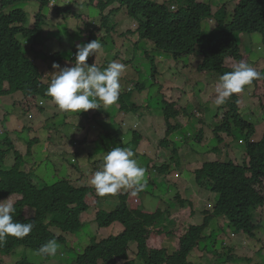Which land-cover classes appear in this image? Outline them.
<instances>
[{
  "label": "trees",
  "instance_id": "trees-1",
  "mask_svg": "<svg viewBox=\"0 0 264 264\" xmlns=\"http://www.w3.org/2000/svg\"><path fill=\"white\" fill-rule=\"evenodd\" d=\"M117 4L119 7H114ZM24 5L25 3L21 0H0V102L1 99L7 96L24 93L27 96V104L23 106V115L29 116L33 111L36 114L45 115L47 109L40 107L37 98L43 99L48 109L51 107L53 109L56 105L46 95L47 86L36 82L32 79V75L36 70L35 59L38 55L37 45H39L37 40L45 35V26L48 23V18L42 15V11L48 5V0H40L42 9L33 20L29 17V14L24 12ZM87 6L101 10L102 22L100 28L107 29L108 33L117 30L118 26V23H115L110 27V22H108L110 14L126 10L125 15H129L137 24L138 28L135 27V29L139 37L154 41L158 49L162 51H167V47H170L180 50L184 55H189L195 51L197 43L200 46H205V48H210L212 52H215V56L206 65L214 72L221 74L224 72L226 55L233 47L237 46L238 41L232 40L233 35L254 33L264 35V0H242L240 8L235 11L231 20H229L225 8L218 12L216 15L218 27L227 32H223V37L218 41L212 39L211 34L202 29L203 22L209 21L210 23V20L215 18L213 6L208 3L202 4L196 3L195 0H184L176 10H171L167 3L162 0H88ZM108 10H110L108 14H105ZM54 14L56 16L71 14L70 16L74 19L80 17L77 12L74 13L73 9L56 8ZM63 19H67V17ZM112 21L114 22L115 19ZM129 31L132 30L129 29ZM31 39H36L35 44L26 45L30 43ZM64 41V38L60 37L57 44L52 45L58 57L70 55L67 49L70 46ZM47 43H50V41L47 40ZM27 46H29V51L26 49ZM86 63L89 64L88 61ZM176 65V70H172L178 73V77L186 76L187 65L183 64L181 59L176 60ZM162 106L165 108L163 117L151 116L149 117L150 122L143 117H136V119L131 120L130 114L125 112H113L112 115H109L110 123L105 125V128L109 129L100 132L99 138L102 145L109 141L113 147L129 148L134 154L135 152L138 154V150L142 147L141 144L144 142L148 144L149 142L138 131L137 125L151 123L155 127L157 123L154 120L159 119L160 124L165 123L169 131L181 129L186 139L191 140L193 143H202V139H206L207 143H202L201 149L209 148L212 145L214 146L212 153H215L218 157L223 144L219 129L213 132L193 134L190 129L182 128V125L176 121L178 116L181 115L178 107L174 105L176 108H172L165 102L162 103ZM233 107L235 106L230 105L228 108H220V110L224 115L228 113L227 110H231L227 114L229 135L235 134V139L237 141L241 140L245 144L244 154H240L239 149H235V152H237L235 160L240 164L247 154L245 159L251 160L252 170L248 171L241 166L236 167L233 162L229 165L212 163L203 166L201 171L197 173L198 185L203 187L205 186L203 183L210 182L213 186L212 192L218 195V201L211 209L208 207L207 210L202 211L203 221L197 222L196 219L200 216L197 217L196 213L191 212L194 225L191 226L189 233L181 237V249L172 257H168L165 251L150 250L151 243L148 245L150 236L151 239L156 240L159 234L150 232L149 228L152 226L156 229L176 227L177 222L171 220L170 215L180 212L187 205L189 206V203L193 206L194 201L191 197H181L180 200L183 205L180 207L172 203L170 206L166 205L164 209H159L158 206L149 208L147 207L148 204L144 203V199L140 198L138 200L142 208L148 209L141 211L140 209L134 210L136 196H132L130 191L127 190L123 196H119L120 206L118 209L110 211L109 207L105 206L103 199L96 196L95 190L90 184L92 175L89 171L80 170V173L85 175L86 183L54 180L51 176L54 175L55 170H52L53 174L50 176L43 175L44 181L40 178H36L35 181L34 175L30 176L22 171L24 158L16 149L20 145L27 144L20 135L29 127L24 126L21 119L18 123L16 117H1L0 131L4 130L6 136L0 143V200H5L10 195L12 198L13 196L22 198L15 205L14 220L21 223L33 222L35 226L32 232L25 237L30 238V240L19 241L20 239L8 237L6 244L0 247V256L1 254L10 253L18 246H27V243L30 242L37 251L41 245L53 239V229L61 235L62 233L76 235L87 227L86 222H83V217H90L95 212V218L91 222L96 223L100 228L107 229L109 237L99 242L90 239L83 255L78 258L76 264H120L121 262H127L126 264H165L169 261L168 258L178 255H180V258L170 260L169 264H194L196 262H190L188 258L194 250L200 252L199 249H196L200 242L202 245H209L212 240L207 235L209 229H211V232L217 230L218 236L216 239L221 247L224 240H219L220 232L227 234V231L231 230L235 234H242L250 240L252 242L251 249L254 250L256 248L255 242H257L261 230H263L262 234L264 235V223L262 221L256 222L260 216V209L264 207V192L255 189L261 166H264V125L254 127V125L243 120L236 108ZM0 109L2 108L0 107ZM97 111L98 113L94 115L93 119L100 114L101 110ZM58 112L57 108L55 113ZM50 121L46 125L38 124L37 127H33L37 135L29 141L30 155L34 146L44 141V136L48 140H57L59 145L66 147L72 146L69 143L87 142L88 137L83 134L84 129L78 128L76 134L68 138L63 133V126L65 125L56 126ZM52 126L57 130L56 135L53 137L50 135L51 130L54 129ZM114 127L118 130L112 136L111 128ZM88 132H92V130L88 129ZM131 132L133 133L132 141L124 145L122 140L124 135L127 137ZM188 134L194 135V138L190 139ZM260 135H263V137L257 143L256 139ZM250 140L256 141L252 143ZM165 141L166 139L157 150L158 154L154 161L152 155H148L147 158L150 162L147 163V170L164 171L165 168H158V165L164 163L165 158L167 159L169 141H166V143ZM218 141L219 145L217 144ZM227 149V155L234 151L233 147H227ZM140 157H136V160L143 167ZM9 161L12 168H4L5 163ZM248 172L253 175L252 179L246 177ZM38 173H40L39 167L35 168L32 174ZM146 175L148 176V172ZM49 180L52 182H49ZM259 182L262 184V180ZM31 209L35 211L33 217H31ZM114 222H120L126 227L118 236H115L117 230L114 228ZM186 223L188 224V222ZM170 232L172 236L175 235L174 238L177 237V230H170ZM203 235H206V237H203ZM59 240L62 242L61 236H59ZM130 250H133L137 259L128 262L130 260ZM218 251L219 249L216 250L217 253ZM148 252L151 255H148ZM236 253V250L225 251V254L221 257L223 259L220 261L221 264L232 263L235 258L228 259L226 256L235 257ZM261 253L264 256V249ZM242 263L248 264L246 261H242ZM18 264L35 263L23 259Z\"/></svg>",
  "mask_w": 264,
  "mask_h": 264
},
{
  "label": "clouds",
  "instance_id": "clouds-1",
  "mask_svg": "<svg viewBox=\"0 0 264 264\" xmlns=\"http://www.w3.org/2000/svg\"><path fill=\"white\" fill-rule=\"evenodd\" d=\"M24 1H38L40 4V0H24ZM66 1H71L67 5ZM84 1V0H82ZM88 1V0H87ZM87 1L86 6L79 7L76 5L80 4L79 0H48L47 7L42 11V15L46 16V13L44 11H48V9H53L51 11L50 16H54L51 18H72L69 14L67 16L65 15H58L56 16L54 14V11L56 8H63V9H73L74 13L77 12L78 15H80V11H83L82 9L84 7H87ZM165 3H167V6L170 7L171 10H176L179 8V5H181L184 0H162ZM196 3H202L206 4L205 2H198V0H195ZM235 0L228 1L226 5H221V8L218 12H220L223 8L226 9V7H229V5H232V3ZM238 2L234 12L229 15V20L232 19V16L234 15L235 11L240 8L242 0H236ZM214 8V7H213ZM217 8V7H215ZM40 9H42V6L40 5ZM101 11V10H100ZM110 10H108L109 12ZM25 12V11H24ZM107 12V14H108ZM120 12V11H119ZM119 12H113L115 14H110L109 21L110 27H112V20L117 18V15ZM214 14V9H213ZM218 14V13H217ZM214 14L215 18L210 20V24L215 28V30H221L222 32L227 33L224 29H220L218 27V23L216 20V15ZM87 16L90 19V17L86 14H84V17ZM47 17V16H46ZM86 17V18H87ZM77 18L79 21H86L84 18L80 19ZM87 18V19H88ZM101 20L102 16L100 13V26H101ZM92 21V20H91ZM79 27V23H78ZM91 27V26H89ZM109 27V28H110ZM86 31H88V26L86 25V28L81 30H76V32L80 34H85ZM104 32V36H99L98 33ZM47 34V30L45 32V35ZM114 34V35H113ZM254 34H260V33H254ZM44 35V36H45ZM87 36L85 37L88 39V41H85V39L76 36V51H74L71 48H67L70 52L69 56H63L58 57L56 51L54 52L52 45H56L59 41L60 37L64 38V43H66L65 37L60 34V32L56 33L50 40V43L44 42L40 45L41 50L37 53L35 63H36V70L33 72L32 79H34L36 82H38L41 85L47 86L46 89V95L49 96L52 100V102L56 105L59 112L65 119V122H67V113L71 112L73 115H79V116H88L87 111L88 110H94V115L98 113L97 110H101L100 114L96 118L93 119L94 115L92 117H89V120H94L93 122H89L88 125L84 128V133L88 140L86 144L89 141L90 136L92 133L97 132L101 129H99L96 125V122L98 120H105L101 124L105 127L108 123H110L109 115L113 112H125L130 114V118H145L147 120H150L149 117L151 116H157V117H163V113L165 108H163L162 103H167L170 107H176L179 108V112L181 113L180 116L176 119V121L182 125V128L188 129L187 127L183 126V122L181 120V116L185 115L186 117V110L184 111V108L181 107L179 99L181 95L185 94L188 95L193 92V88L195 87V83H205L207 84V89L209 87H212L215 85L214 92H215V98H214V104H210V108H206V113L203 112L202 109H199V113H196L195 118L201 122L205 123L206 126H210V130L207 128L200 130V132H213L214 130L219 129L220 136L223 138V144L220 148V152L225 151L226 154H228V148H234V151L228 155V158L230 159V162L227 163L226 161H222V164L229 165L231 162L235 164L236 167H239L243 164L249 165L250 169H247L248 171L252 170L251 167V160L250 159H244L240 164L237 163L235 160V155L237 152H235V149H239L238 152L245 151V144L240 140L237 141L235 139L234 135L230 134V129L228 126V119L227 114L231 111L230 109L227 110V114L224 115L222 112V117L216 119V115L213 116L210 112L217 108H228L230 105H234L236 110L238 111L239 116L248 122L249 124L254 125H264V54H262L260 45L256 46V48L252 51V53L247 52L245 49H243L242 46H240V41L237 40V46L233 47L232 50L226 55L224 60V72L223 74L214 72L210 69L206 64L207 62L212 59L215 56V53L211 56L206 55V48L205 46H200L198 43L195 45V51L190 53L189 55H184L180 50L178 49H172L170 47H167V51H162L158 49L157 44L154 41H151L149 39H142L139 37V35L134 33L133 31H128L127 33L123 32L120 33L117 30H114L110 33L107 32V29H101L100 27H95L93 30H91ZM246 34L240 35L242 38L241 42H243V36L245 37ZM253 35V34H249ZM262 35V34H261ZM44 36H41L39 38H43ZM264 39V35H262ZM38 38V39H39ZM234 37H232V40ZM106 39H109L112 43V49L111 51L105 50L104 46H106V42H104ZM36 42V39H31ZM30 43V44H35ZM38 42V40H37ZM37 45V46H39ZM46 45H48L46 47ZM144 45V52L145 56L150 58V54L154 51H158L157 57H153L151 60L152 67H153V74L155 76H158L157 79H153V85L155 89H157V95L160 97V111L156 114L153 113L151 110V107L147 104V101L149 99V91L146 87V85L142 82L140 79L141 73L137 69L136 66V56L141 51V46ZM54 52V53H53ZM165 56L169 60L167 63L168 70H174L176 69V60L181 59L182 60H189L190 64L187 65L186 73L187 75L184 76L185 78L189 79V85H183L182 87H175V83L178 82V80L181 77H176V75L173 76V74H168V71L164 73L158 72L157 69H154V67H159L158 65L161 63L159 60L162 59V57ZM74 61V63H72ZM86 61L89 62L86 63ZM172 61V62H171ZM192 63V64H191ZM48 70H51L54 72L50 78L46 76V72ZM166 74H168L166 76ZM212 74L210 77V81H208V77ZM166 77V79H165ZM45 79L47 81L45 82ZM174 82V84H173ZM17 94V93H16ZM15 94V95H16ZM23 97L19 101H14V107L11 109V111L3 112L1 117L4 116H13L19 120L21 119V122L24 123V126H29L24 122V118L22 116L24 105L27 104V96L24 93H20ZM148 94V96H147ZM13 96V95H12ZM175 96V97H174ZM141 98L142 103L138 101V99ZM230 98V100H229ZM38 99H41L40 97L37 98V103L40 104V107H45L47 111L49 110L46 106V102L40 103ZM197 99L200 101V96H197ZM229 100V103L227 104V101ZM54 107V110H57V108ZM174 107V108H176ZM52 108V107H51ZM196 108L198 109L199 106L196 105ZM5 110V109H3ZM22 110V112H21ZM61 111V112H60ZM258 111L261 113V118L257 121L256 124L251 122V118L255 117L254 112ZM36 112L33 111L27 118H33L32 114H35ZM129 116V115H128ZM45 115H43L44 119ZM103 118V119H102ZM136 124V120H135ZM134 124V125H135ZM67 125V124H66ZM133 125V126H134ZM162 128L164 130L165 137L159 141V145L163 143L164 139L166 141H169V148L173 146L175 142H173L170 137L172 134H174L177 131H180L181 129H177L176 131H169L168 128L165 126V123H162ZM188 125V124H187ZM186 125V126H187ZM132 126V128H133ZM139 125H137L138 127ZM78 128H76L77 131ZM88 129H91L92 132H88ZM109 128H107L108 130ZM194 129V128H193ZM118 129L111 128L112 136L115 135V132H117ZM63 133L66 135L65 131ZM76 132L72 135L74 136ZM100 133L98 134L97 138L95 139L94 151L93 153H96V158H98V151L105 149L106 154L103 156V162L98 163V169L95 170L91 176L90 184L95 190V193L98 197H106V196H115L116 194L123 192L122 195H124V192L127 190L130 191V194L132 196H136L135 202L136 206L134 210L140 209L141 211H145L148 209L142 208L140 205V202L138 199L143 198L144 203H147V207L150 205V200H148V197L150 196V191L154 188L155 182H161L163 177H165L167 174H170V181L175 186H178L179 181L182 180V175L177 173L176 171L180 167L179 155L182 153L184 157H188V160L184 162L186 171L192 176L196 183L197 188V195H194L191 197L193 201L196 200V197L200 199V204L202 201V193L207 188H213V186L210 184V182H205V186L200 187L197 182V173L201 171L203 166L209 165L215 162H201L199 161L200 155H198L197 151H192L189 147L186 148V153L184 151H181L179 148L174 146L173 149V155L174 158H171L169 163H164L158 165V168L163 167L165 168L163 172L159 171H150L147 170V163L150 162L148 155H152L153 161L156 158V155L158 154V149L160 146H158V149L151 148L149 151H145L138 155L136 152H134L129 148L124 147H113L110 142L108 141L105 145H102V141L99 138ZM67 136V135H66ZM70 136V137H72ZM81 136V135H80ZM190 137L191 135L188 134ZM144 137V136H143ZM263 137V135L259 136L256 140H250L252 143H255V141L258 143L259 140ZM127 137L124 135L123 142L124 145L128 144L130 141H126ZM148 140V139H147ZM132 141V140H131ZM165 141V143H166ZM181 141L185 142L184 139H181ZM191 141V140H190ZM149 142V141H148ZM201 143V142H199ZM73 145L74 148L79 149L78 144L75 143H69ZM51 146V144L49 143ZM145 145H149L145 144ZM53 146V145H52ZM227 146V147H226ZM59 147L55 148L56 150ZM70 147V146H68ZM139 151V150H138ZM56 153V151H53ZM213 152V151H212ZM212 152H207L210 155H214V157L217 159L216 154ZM77 155H79V151L75 152ZM74 153V154H75ZM219 154V153H218ZM33 155V152L32 154ZM136 157H140L141 163L143 165L140 166L138 161L136 160ZM203 160V159H201ZM221 163V162H219ZM101 164V165H100ZM85 170V169H84ZM89 172L90 170H93V167H89L87 169ZM82 171V170H81ZM148 172V176L146 173ZM152 172L153 176H157L160 178H149V173ZM247 178H253V175L251 172H248L246 175ZM264 166H261L259 179L256 182L255 189L257 191L264 192ZM262 180V184L261 181ZM49 182H52L49 180ZM192 183L190 182H183L180 185L179 192L175 195V197L171 200L170 203H163L158 205L159 209H164L166 205L170 206L172 203H176L177 200L181 204V197H187V191L190 189ZM213 191V190H212ZM140 193V195H139ZM214 193V192H213ZM215 194V193H214ZM217 195V194H215ZM151 197V196H150ZM218 197V195H217ZM18 202L22 199L19 197H14ZM119 198L117 197V201L119 202ZM152 199H156L157 201L160 199L159 197H153ZM218 201V199L215 201V203ZM17 202V203H18ZM16 201L12 199L11 195L5 199L0 200V247H3L8 237H14L16 239H20L19 241H27L30 240V238H25L28 236L33 228L34 223L33 222H27V223H21L16 220H14V212H15V204ZM120 206V203H119ZM155 206H151L149 208H154ZM209 208H212L213 205H208ZM131 208V206H130ZM129 208V209H130ZM189 209V206L187 207ZM184 208V209H186ZM118 209V208H117ZM114 209L113 211L117 210ZM132 209V208H131ZM130 209V210H131ZM182 209V210H184ZM133 210V211H134ZM181 210V211H182ZM31 217L35 215L34 209H31ZM180 211V212H181ZM178 212V213H180ZM187 215V214H186ZM137 217V216H135ZM120 223V222H119ZM121 225V228L114 227L115 230H117V234L115 236L120 235L125 229V225ZM189 224L186 223V221H183L180 225L179 230H177V226L171 228L170 230H177V237L174 238L175 235L172 236V233L169 229H156L150 227L149 230L152 233L159 234V237L156 240L150 239L148 240L149 243H152L154 241L157 242V245L154 247V250H158L160 248V242L166 243V250L168 257H172L176 254V251H180L181 249V237L183 235H186L189 233L191 226H188ZM105 231H107L108 235L104 238L109 237V232L107 229L104 228ZM53 231V239L48 240L46 243L41 245L37 251L33 248L32 243H27V246H18L15 249H13L8 254H1L0 256V264H3L2 260L6 257H11L13 254L17 252H20L22 250H32L35 252L38 256L41 257H47L46 259L49 260H59L65 258V243L67 242L65 239L62 238V242L59 240V236L62 237L61 234H57L54 229ZM210 232V233H209ZM208 236L211 237L213 240V234H211V229L208 231ZM234 232L232 231V234ZM64 234V233H62ZM235 234V233H234ZM236 235H240L239 233ZM232 236L231 234L229 235ZM203 237H206V235H203ZM101 238L99 240H96L99 242L100 240L104 239ZM180 239V245L179 250L176 249L174 246L175 240ZM211 240V241H212ZM224 246V243H222ZM202 246V243H199L200 247ZM208 246V245H203ZM132 247V246H131ZM197 247V246H196ZM197 249V248H196ZM233 250V249H232ZM85 251V250H84ZM84 253V252H83ZM78 256V258H81V256ZM148 255H151L150 252H148ZM62 256V257H61ZM176 258H168L169 261ZM230 258H235L233 261V264H240L242 263L237 261L236 258H239L238 256H230ZM25 258H22L17 261H22ZM27 260V259H26ZM78 261V259H77ZM169 261L165 264H169ZM31 262V261H30ZM128 262H131L130 260ZM19 263V262H18ZM17 263V264H18ZM121 262L120 264H122ZM127 262H124L123 264H126ZM146 264V263H143ZM156 264V263H154Z\"/></svg>",
  "mask_w": 264,
  "mask_h": 264
},
{
  "label": "rangeland",
  "instance_id": "rangeland-1",
  "mask_svg": "<svg viewBox=\"0 0 264 264\" xmlns=\"http://www.w3.org/2000/svg\"><path fill=\"white\" fill-rule=\"evenodd\" d=\"M21 1L25 3L23 7L24 11L27 14H29V17H31V19L33 20L35 16L39 14V11H40L39 2L38 1H24V0H21ZM56 1H59V0H56ZM85 1L87 0H84V1L79 0L80 4L76 5L75 8L77 6L79 7L86 6ZM205 1L206 3L214 7L213 8L214 14H217L221 8V5L222 6L226 5L227 2L231 0H198V2H205ZM69 2L71 1H66V4L69 5L68 4ZM234 2L235 3H232V5H229V7H226V11L229 13V15H231L234 12L238 4L236 0ZM114 7H119V5H115ZM52 10L53 9H48V11L47 10L44 11L48 18L47 20L48 23L45 26V29L47 30V34L43 38L38 39L39 44H42L46 42L47 40H50L56 33L60 32V34H62L65 37L66 43L70 46V48L76 51V45H77L76 36L80 37L81 35L82 36L81 38L85 39V41H88V39L85 38L87 36L86 34H88L91 30H93V28L100 27L101 11L98 8L87 6L82 9L83 11L79 12L81 15L80 19L84 18L86 21H79L78 19H74V18L62 19L60 17L54 18L51 21L50 19L54 17V16H50ZM125 11L126 10H121L119 12V14L117 15V18H115V21L114 22L112 21V25H114L115 23H118L117 31L120 33H123V32L127 33L129 29H131L136 34L137 30L135 29V27H137V24L131 17H129V15H125ZM107 12L108 11H106L105 14H107ZM84 14L88 15L92 21L89 20L87 16L84 17ZM78 23H79V27H78ZM86 25L88 26V31H86L85 34H80L76 32V30H81V29L86 28ZM202 29L203 31L210 33L211 38L216 39L217 41L220 38H222L224 35L221 30H215V28L209 23V21L203 22ZM98 34L99 36H102V37L104 36V32H101ZM233 37H234L233 39L235 40L237 39L240 41V46H242L243 49H245L247 52L252 53V51L255 48L257 50L256 46L260 45V48H261L260 52L264 54V39L261 34H253V35L247 34L245 35V37L243 36V40H244L243 42H241L242 38L240 37V35L235 34L233 35ZM34 42H35L34 40H30V43H34ZM104 42H106V46H104V49L111 51L112 49L111 41L109 39H106ZM30 43L26 45L31 46ZM47 46L48 45H46V47ZM26 49L27 51H29V46H27ZM140 49L141 51L136 56V66H137V69L141 73L140 79L146 85L150 93L147 104L151 107V110L153 111V113L156 114L161 110L159 106L160 97H158L157 95V89L152 87L153 85L152 80L157 79L158 76H155L153 74V71H152L153 67H152L151 60L153 59L154 56L157 57L158 51L152 52L150 54L151 57L148 58L145 56L144 45H142ZM40 50L41 48L37 46V51L39 52ZM214 53L215 52H212L210 48H206L207 56H211ZM168 60L169 59L167 57L163 56L162 59L159 60L161 62L158 65L159 67H154V69H157L159 74L164 73L167 70L168 74L171 73L173 74V76L176 75L177 77L178 73L176 71L174 72L173 70H168V67H167V63L169 62ZM189 60H182V62L183 64L189 65L190 64ZM53 74L54 72L51 70H48V72H46V76L48 78H50V76H52ZM168 74H166V76ZM211 76L212 74L208 77L209 78L208 81H210ZM213 77L214 76H212L211 79H213ZM46 81L47 79H45V82ZM183 85H189V79L185 78L184 76H181L178 82L175 83V87L179 88V87H182ZM214 88H215V85L207 89V84L196 82L195 87L193 88L194 94L193 92L188 95L183 94L181 95L179 99L181 107H183L184 111L186 110L187 112L186 117L185 115H182L180 121H182L183 126L190 129L193 134L198 133L200 130L205 129V128L210 130V126H206L205 123H201L195 118L196 116L195 112L199 113V109H202L203 112L206 113L205 109L210 108L211 103L214 104V98H215ZM22 95L20 93H17L16 95L14 94L13 96H7L4 99H1L0 107L2 109H0V122H1L2 113L6 111L10 112L11 109L15 106L14 101L21 100L23 97ZM197 96H200V101L199 99H197ZM229 100L227 101V104L229 103ZM38 101L40 103L45 104V101L43 99H38ZM138 101L142 103L141 98H139ZM196 105L199 106L198 109L196 108ZM55 112L56 110L50 108L48 111H46L44 119H43V115H40V114L35 113V114H32L33 118H30V117L27 118V116H24L22 113L24 122L27 125H29L27 126L29 128H27L20 135L22 139L24 138L27 144L20 145L18 146V148H16L17 151H19L20 154H22L24 158V165L22 167V171L26 174H29L30 176L34 175L33 178L35 181H36V178L37 179L40 178L42 181H44L43 175L50 176L53 174L52 170H55L54 175L51 176V178H53L54 180L59 179V181L66 180V181H71V183H80V182L86 183L87 180L84 179L85 175L80 173V170L85 169L84 171H88L87 169L91 166L93 167V170H90V175H92L93 172L99 168L98 163L103 162V156L106 154L105 149L98 151V158H96V153L95 154L93 153L94 146H96L95 139L97 138L98 134L101 132L100 130H98L95 133H92L87 144L84 142L77 143L79 146V149L74 148L72 145L70 147L61 146L60 148L56 150L55 148L59 147L58 141L48 140L44 136V141L42 140L43 142L41 144L34 146L33 155L29 154V141L32 140L37 135V132L33 127H37L38 124L46 125L47 122L52 120L54 116L58 114ZM86 113L88 116L73 115L71 112H68L67 122H65V119L61 114H58L55 119L50 121V123H53L56 126L65 125L63 126L64 131L67 137L69 138L76 132V128H84L88 125L89 122L94 121V120H89V117H92L94 115V110H88ZM210 113L213 116L216 115V119H218L219 117L220 118L222 117V111L217 107H216V111L215 109H213ZM254 114H255V117L251 118V122L256 124L257 121L262 116H261V113L258 111H255ZM3 117L4 115L2 116V118ZM133 119L134 118H131V120ZM104 121L105 120H98L96 122V125L99 129L106 131L107 129L101 124ZM148 121L150 122V120ZM154 121L155 123H157L155 127L152 126L151 123L150 124L143 123L137 127L138 131L149 141V145H145L146 142L141 144L142 147L138 151L140 155L145 151H149L151 148L153 149V151H155V149H158V146H160L159 141L165 137L164 130L162 128V125L160 124L161 123L160 120L155 119ZM52 128L54 129L51 130L50 135L53 137L56 135L57 130L54 126H52ZM132 134H133L132 132L128 134L125 140L131 141ZM5 136H6L5 131L4 130L0 131V143H2L3 138ZM193 138H194V135H191L190 139H193ZM170 139L175 143L173 144V146L167 149V159L165 158V163H169L170 159L174 158V155H173L174 146L179 148L181 151H184L185 153H186L185 150L187 147H189L192 151H197L198 155H200L199 161L201 162H206V163H209V162H215V163L221 162L222 163V161H226L227 163L230 162V159L228 158V155L225 153V151L219 152L217 159L214 157L213 154L210 155L209 157V153H207V151L209 150V152L210 151L212 152V149L214 148V146L210 145L209 148L201 149L202 143L203 144L207 143L206 139H202V143H197V142L193 143L192 141L186 139L184 132L181 130L172 134ZM181 139H184L185 142L181 141ZM49 143L51 144V146L49 145ZM217 144L219 145V141L217 142ZM53 151H56V153H54ZM78 151L80 152L79 155L74 154L75 152H78ZM240 154H243V152H240ZM176 160H179V163H180V167L178 168L176 172L182 175V180L177 182L178 186H175L174 184H172V182H168L170 181V174L173 172L172 171L171 173L163 177L161 182L160 181L155 182L154 188L150 191L151 197L150 196L148 197V200H150L149 207L151 206L156 207L161 204L160 202L170 203L171 200L175 197V195L179 192L180 185L185 181L192 183L190 186V189L187 191V197H192L194 195H197L196 183L194 179L192 178L194 174H192L191 176L186 171V167L184 164V162L188 160V157H184V155L181 153L179 155V159L176 158ZM38 167L40 168V173L32 174L34 169ZM4 168L11 169L12 168L11 162L9 161L5 163ZM242 168L250 169L249 165L247 164H243ZM149 178L152 179V178H160V177L153 176L151 172L149 173ZM202 191H205V192H203L201 195L203 198L202 199L203 202L201 204H200V199L196 197V200L194 201L193 206H191L189 203V209L186 208L182 210L180 213H174L170 215V219L176 220L177 222V230L181 229L180 225L183 221L188 222L189 224L188 226L194 225V223H192L191 212L196 213L197 217L200 216L201 219L197 218L196 219L197 222L203 221L202 211L207 210L208 205L210 206L211 204L212 205L215 204V201L218 199V197L212 192V189L207 188L206 190H202ZM122 194L123 192L121 191L115 196L103 197L102 199H103L105 206L109 207L110 211L113 209H117L119 207V202L115 198L119 197ZM153 197H159L160 199L157 201L156 199H152ZM12 199H14L16 203L18 202L15 198H12ZM175 204L179 206L180 202L177 200ZM259 212H260V216L257 218L256 222L262 221L264 223V207L260 209ZM94 214L90 217L88 216L83 217V222H86V226H87L85 230L81 231L80 233L76 235L62 234V238L67 241L65 243V253L64 254L66 256L64 259H59L55 261L49 260V259H46L47 257L43 258L41 256H38L32 250H22L18 252V254L16 252L11 257L4 258V260H2L3 264H17L18 262H20L17 260H20L22 258L32 261L35 264H76L78 256L84 252L87 246V243L90 239L99 240L108 235L107 231H105L104 228H100L96 223L91 222V220L95 218ZM113 225L114 227L121 228V225L119 222H114ZM220 227L222 226L220 225ZM168 229L170 230V228ZM262 232L263 230L259 232L257 242H255L256 248L252 250L250 246L252 242L250 240L246 239L245 236L242 234L240 235H236L234 233L232 234L231 230L227 231V234H223V232H220L219 240H224L223 242L224 246L221 247L219 245V242H217V239H216L218 236L217 230H216V232L211 233V234H214L213 235L214 239L210 241L209 245L208 246L202 245L200 247H197V249H199L200 252H197L196 250H194L192 255L188 258V260L190 262H196L194 264H221L222 262L220 261L223 260L221 257L225 254V251L227 250L231 251L233 249L237 251L235 255L239 257V258H236L237 261L239 262L246 261L248 262V264H264V256H262V253H261L262 250L264 249V235L262 234ZM230 234L232 235L231 237L229 236ZM156 245H157V242L154 241L152 245H150L151 246L150 250H154V247ZM179 245H180V239H176L174 246L176 247L177 250H179ZM217 249H219L218 253L216 252ZM165 250H166V243L161 241L160 248L157 251H165ZM177 253L178 251H176V254ZM226 257L229 259L230 256L228 257L227 255ZM176 258H180V255L176 256ZM129 259L130 261H135L137 259L136 254L133 252V250L129 251ZM228 259L226 260L227 262H228ZM227 264H233V262L232 263L228 262ZM240 264H245V263H240Z\"/></svg>",
  "mask_w": 264,
  "mask_h": 264
},
{
  "label": "bare ground",
  "instance_id": "bare-ground-1",
  "mask_svg": "<svg viewBox=\"0 0 264 264\" xmlns=\"http://www.w3.org/2000/svg\"><path fill=\"white\" fill-rule=\"evenodd\" d=\"M118 5V4H117Z\"/></svg>",
  "mask_w": 264,
  "mask_h": 264
}]
</instances>
